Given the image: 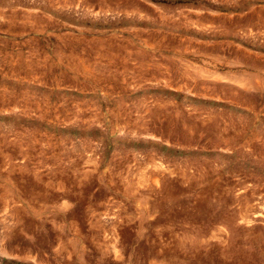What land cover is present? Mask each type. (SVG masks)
<instances>
[{
	"label": "rangeland",
	"instance_id": "rangeland-1",
	"mask_svg": "<svg viewBox=\"0 0 264 264\" xmlns=\"http://www.w3.org/2000/svg\"><path fill=\"white\" fill-rule=\"evenodd\" d=\"M0 264H264V0H0Z\"/></svg>",
	"mask_w": 264,
	"mask_h": 264
}]
</instances>
